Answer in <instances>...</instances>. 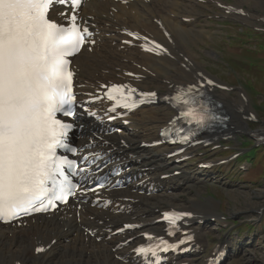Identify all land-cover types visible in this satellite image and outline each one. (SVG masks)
Here are the masks:
<instances>
[{
    "label": "snow or ice",
    "instance_id": "1",
    "mask_svg": "<svg viewBox=\"0 0 264 264\" xmlns=\"http://www.w3.org/2000/svg\"><path fill=\"white\" fill-rule=\"evenodd\" d=\"M56 2L68 6L70 27L49 18ZM80 6L81 0H0V221L5 223L47 212L56 207V201L67 203L78 185L65 169H72L73 176L87 170L76 160L58 155L59 149L77 153L67 142L74 124L59 118L73 117L76 105L74 71L68 57L79 53L86 44L95 43L89 28L76 23L75 10ZM127 35L144 40L142 47L147 52L167 51L138 33ZM207 84L212 85L214 81L209 79ZM104 87L107 99L116 102L118 107L131 110L138 106L137 89L120 84ZM202 87L191 84L181 95L165 99H170L176 107L184 105L180 116L187 122L204 125L206 119L220 117L212 114L205 103H200L204 95ZM138 96L139 103H145L154 102L157 94L140 92ZM189 139L184 136L182 142ZM81 159L85 165L91 163L87 156ZM185 215L190 214L166 212L163 220L175 226ZM172 234L170 231L169 235ZM161 243L165 244L164 250L177 247L166 241ZM35 251L40 253L44 249L37 247ZM135 251L143 256L157 255L152 248L139 247Z\"/></svg>",
    "mask_w": 264,
    "mask_h": 264
},
{
    "label": "bare ground",
    "instance_id": "2",
    "mask_svg": "<svg viewBox=\"0 0 264 264\" xmlns=\"http://www.w3.org/2000/svg\"><path fill=\"white\" fill-rule=\"evenodd\" d=\"M237 3L236 5H240L241 3H244V0H237ZM111 5H114L113 0H91L90 4L87 6L86 10L89 14L96 16L97 20L102 19L104 23L109 25L107 27L104 25L103 27H100L98 25V30L103 29L112 33L115 25L120 26V23L112 21L118 18V13L116 18L113 13L109 14V7ZM257 5L264 10V0H257L256 6ZM201 8L214 11V14L219 15L220 17L237 18L247 24H251L252 26L260 25L262 22L260 19L264 20V13H261L262 15L259 14L258 16H251V14H249L247 17L224 15L215 9V5L210 0H206L204 3L198 2V0H152L150 4H136L134 6L135 14H131L128 10L122 7L119 9L123 14L127 15V24L130 26L147 27L157 33L155 31V25L151 22V18L155 17L163 19L165 25L173 34L174 46L172 49H174V58L172 60L143 56V62L155 74L157 80L163 76L164 79L171 82L175 75H179L181 78H184L185 75H192V72L185 73L181 68L180 64L183 60L177 55L176 49L180 50L181 45L187 40L194 42L198 37H201L203 31L199 27L194 26L197 18L201 15ZM107 17H110L111 19H106ZM186 17L193 18V22L191 21L190 24L183 22L182 19ZM257 18H259V20H257ZM116 36L117 34L113 32L110 37L114 39ZM101 49L103 50L97 54L82 55L80 53L78 55L79 58H76V63L80 67L79 73L82 77L87 79L103 77L107 74V71H113L111 67L114 64L119 63V56L121 53L125 55L124 50H119L120 53L105 50L104 46H102ZM186 52L189 54L187 49ZM109 53H111L112 56H109ZM197 66L199 67V65ZM215 98L222 104V106L225 105V107L231 111L232 124H235L236 126L243 124L241 117L234 111V105L227 102V98L224 94L216 93ZM164 116L165 115H161V117L158 116L155 109L152 107L144 109L136 117L135 122V126L141 128L142 131L128 132V135L142 136L145 129L157 126L158 122L164 118ZM141 158L144 163H148L152 160V163L166 165V162H164L159 156H153L151 159V156L149 155H142ZM180 180L183 181L182 186L179 185ZM193 180H195L194 177H189L186 180H183L182 178L174 180L171 178L168 182L162 183L165 189L173 188L174 190H179L177 194H169L166 197V201L172 204L180 202L182 198L181 194L185 192V185ZM186 192L192 198L187 201V205L190 209L204 211L209 215L217 208V203L215 201L209 200L206 201V203H203L194 199V196L188 191ZM140 201L141 203L139 205H133L136 212L123 217L135 215L137 212H140L141 206L146 203L152 204L154 207L152 209H155L159 206L160 202L159 198L154 197L141 198ZM119 203L120 205L123 204L120 201ZM70 214L71 212L68 211L60 220H58L57 216L41 218L24 229L11 227L6 229L4 226H0V264H11L17 259H19L22 264H131V262H121L114 257V254L111 251L113 244H109V241L102 239L97 243L91 238L85 240L88 233L85 229H81L80 226L82 224L94 225V223L85 220L81 223H76L73 219H68ZM96 216L98 219L106 220L109 218V222H117L122 218L120 215H113L109 212H106L104 216L101 214H96ZM147 216L149 218H156L159 215H156L153 210H151L147 212ZM64 226L67 227V230H65L66 232H62V227ZM8 231L11 232V236L8 235ZM31 235H33L32 237L37 235L39 239H45L46 241L51 237H56L57 241L48 252L41 255H33L32 250L35 242L32 237H30ZM63 237H69V239L66 240ZM197 239L201 242L207 243L205 225H202L201 229H199Z\"/></svg>",
    "mask_w": 264,
    "mask_h": 264
},
{
    "label": "rangeland",
    "instance_id": "3",
    "mask_svg": "<svg viewBox=\"0 0 264 264\" xmlns=\"http://www.w3.org/2000/svg\"><path fill=\"white\" fill-rule=\"evenodd\" d=\"M256 1L257 0H244L243 5L255 14L264 13V10L258 7V5L256 6ZM230 24L232 25L231 22ZM202 25L204 26L200 28L202 30L206 29L208 34H204L202 36L201 41H199L198 45L203 49H207V51H201L199 47L194 45L191 47H193L194 50L200 54L201 58L199 60L203 65L212 67L213 65L209 62L213 61H210L209 59L218 58V62L221 56L217 57L212 53H209L208 51H212V48L213 50L218 51L217 46L221 45L225 41V39H221L224 35L226 36L228 42H231L233 34L235 33L234 30H237L239 27L232 29L223 23H221V25H216L215 23H210L209 25H207V22H201L198 24V26ZM225 30H227V34L224 33ZM246 30V32H242L243 37L241 35H237L231 42V44L228 43V45H230V49L236 50L238 44L240 43V53L238 54V56L247 57L251 62H253L254 66L249 67V69H247L246 67L237 69L240 73L244 74L245 78L242 81L244 83L246 82L247 87L250 89V92L252 90L251 93L255 95V98H257L259 102H264V74H261L258 71L252 72V75H249V73H247L248 70L252 71L253 68L257 69V67L259 66L264 67V35L256 34L250 28ZM224 59L227 66L231 70L232 68H235V60L232 59L230 55H225ZM254 73L255 76L253 75ZM226 77L227 76H225V78ZM228 79L231 82L233 80L232 75ZM236 79L237 83H241L239 80L241 79L240 76L239 78L236 77ZM261 107L264 108V106ZM260 119L261 122H264V113L263 115H260ZM257 127H261V125L258 124ZM257 154V159L253 160V165L256 166L251 172V174L253 175H257L260 172L261 168H263L262 173H264V152H258ZM233 167L234 166L230 167L232 168L231 172H227V168L226 171H221L214 176H210L214 178V180L216 179L217 182H213V180L212 183L206 182L198 184L195 188H197L199 195H197L196 197L204 200L201 197V191L205 188L206 184L211 183V191L222 200L223 206L225 207L224 211L229 214V216L232 217L235 222L238 223L237 226L239 225L241 228V226H244L246 224L250 225V223L255 226L257 222H255V216L253 215L252 210L253 208H257L258 206L264 204V180L260 184L252 186L255 187L254 189H252L248 183L242 181V177L234 176L236 171ZM192 193L195 194L194 191H192ZM208 195L212 196L209 193ZM161 202L166 203L165 201ZM247 221H249L250 223H248ZM219 228L220 224L212 223L208 227L209 235H217L216 231ZM246 230L247 226L243 230L241 229V231L243 232L242 240L245 241L243 248L240 247L238 255L230 262L225 264H264V228L261 230L255 228L249 234L246 233L251 229L248 228V230ZM234 234L235 233H232L231 236L233 237Z\"/></svg>",
    "mask_w": 264,
    "mask_h": 264
}]
</instances>
